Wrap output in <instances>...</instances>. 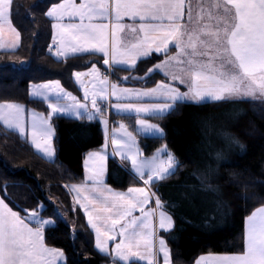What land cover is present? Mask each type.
Listing matches in <instances>:
<instances>
[{"label":"snow or ice","instance_id":"snow-or-ice-1","mask_svg":"<svg viewBox=\"0 0 264 264\" xmlns=\"http://www.w3.org/2000/svg\"><path fill=\"white\" fill-rule=\"evenodd\" d=\"M13 4L14 0H0V35L12 34L15 48L20 33L11 21ZM43 15L52 21L49 51L55 47L57 58H67L69 53L99 55L106 69L131 72L138 60L155 54L164 59L147 69L145 79L156 72L165 77L154 87L130 89L110 82L107 73L92 63L88 71L72 73L83 101L55 80L32 85L28 91L29 97L46 105V114L29 111L20 103L0 102L5 134H18L47 161L55 154V116L99 118L107 145L108 120L100 103L104 100L118 114H136V134L159 138L164 135L162 127L146 117L165 118L178 105L264 104V0H59ZM180 84L187 91H180ZM119 128L120 137L111 139L114 155L130 162L133 178L144 186L113 191L103 180L106 153L91 152L84 161L86 182L65 187L75 194L74 204L95 234V248L112 256L113 264H160V257L163 264H173L158 230L170 233L174 220L151 188L175 175L178 161L166 146L145 157L136 134L124 124ZM153 198L154 208L150 207ZM24 211L26 215H21L0 198V264H58L64 252L45 242L52 221L41 219L38 210ZM241 239L237 253L201 256L196 264H264V205L245 218Z\"/></svg>","mask_w":264,"mask_h":264},{"label":"trees","instance_id":"trees-1","mask_svg":"<svg viewBox=\"0 0 264 264\" xmlns=\"http://www.w3.org/2000/svg\"><path fill=\"white\" fill-rule=\"evenodd\" d=\"M57 2L14 0L11 21L21 45L14 52L0 49V102L23 103L45 112L44 103L29 97L30 84L58 80L79 94L74 71L95 63L107 72L99 55L57 58L47 53L52 21L43 13ZM161 59L153 56L140 61L131 72L111 70L110 78L121 84L153 86L165 77L158 72L146 79L145 75ZM152 119L161 123L165 134L139 138L144 155L165 142L179 164L175 175L151 188L174 220L173 230L162 234L173 264H192L202 254L237 253L245 218L264 205V104H183L165 118ZM118 120L133 129L129 117ZM52 123L53 161L38 157L18 134H5L0 126V197L21 215H26L25 209H35L42 213L41 219L53 221L45 230V241L64 252L66 264H113L112 256L96 251L93 233L65 187L83 181L84 156L103 147L100 125L96 120L64 116L53 117ZM224 133L231 139L225 140ZM106 182L115 190L140 185L113 157L107 159Z\"/></svg>","mask_w":264,"mask_h":264},{"label":"crops","instance_id":"crops-1","mask_svg":"<svg viewBox=\"0 0 264 264\" xmlns=\"http://www.w3.org/2000/svg\"><path fill=\"white\" fill-rule=\"evenodd\" d=\"M0 37H1V35H0ZM54 49H55V47H53ZM174 48L172 49V53L174 54ZM79 55H85V54H71V53H69L68 54V56L67 57H73V56H79ZM153 56H155V54H153ZM152 56V57H153ZM160 57H162V59H164V57L163 56H160ZM59 58H65V57H63V56H61V57H59ZM149 59V58H148ZM161 59V60H162ZM143 60H146V59H141V60H138V62H137V65H138V63L140 62V61H143ZM158 63V62H157ZM91 67V66H90ZM89 67V68H90ZM89 68H87L85 71H88L89 70ZM122 70V69H121ZM84 71V70H83ZM102 71V70H101ZM110 71V73H111V70H108L107 69V72H109ZM125 71H127V70H125ZM106 72V73H107ZM159 73V72H158ZM162 76H163V74L162 73H160ZM109 77V76H108ZM133 78H135V77H132L131 76V78L130 79H133ZM140 79V78H139ZM74 80V79H73ZM109 80H110V82H112V83H117V84H119L121 87H125V88H130V89H143V88H151V87H154L155 85H153V86H150V87H147V86H133V85H129V84H121L120 82H116V81H112V79L109 77ZM123 81H124V79H123ZM75 83V82H74ZM178 87H179V89H180V91H187V88L184 86V85H182V84H180V85H178ZM101 104H104V105H108L109 106V102L107 101V100H104V101H101L100 102ZM104 115H105V118L108 120V136H109V141L111 142V139H112V137H113V135H115L114 133L116 132L115 130H112V127H115L116 125H114V123H118V126H119V121L120 120H118L119 118H123V117H129L130 119H132L133 120V122H134V120H135V118H136V114L135 113H127V114H118L116 111H115V109H110L109 108V112L108 113H104ZM65 117V116H64ZM118 118L117 120H116V122L115 121H113V120H115L114 118ZM149 118H152V117H149ZM98 123H99V125H100V128H101V124H100V122H99V119L97 118V119H95ZM116 123V124H117ZM118 126H116V127H118ZM101 130H102V128H101ZM102 134H103V131H102ZM103 137H104V135H103ZM104 141H105V138H104ZM112 145V144H111ZM113 148V147H112ZM111 155V154H110ZM105 156V162H106V168H105V170H104V176H103V180H104V183L109 187V188H111L113 191H116V192H126L127 190H115L114 188H112L110 185H108L107 184V182H106V179H107V159L109 158V157H113V158H115L116 160H117V162L124 168V169H126V171L127 172H129V174H131L132 176H133V174L131 173V169H129L127 166H126V163L124 162V161H122L121 159H120V157L119 156H116V155H114L113 156V154L111 155V156ZM56 159V155H55V158L53 159V160H55ZM53 160H51V161H53ZM86 160V157L84 158V161ZM91 161H89V163H90ZM82 166H83V181L82 182H79V183H74V184H81V183H85L86 181H85V164H84V162L82 163ZM139 183H140V185L139 186H135V187H140V186H144L143 184H142V181H139L138 179H136ZM72 185V184H71ZM70 186V185H69ZM71 195H72V197H73V200H74V193H70ZM1 198V197H0ZM78 206V208H79V205H77ZM10 207V206H9ZM150 207H155V198H153V200L150 202ZM83 213V212H82ZM84 215V214H83ZM135 215H140V213H135ZM45 220H50V219H45ZM85 220H86V218H85ZM52 221V220H51ZM52 224H53V221H52ZM51 224V225H52ZM86 224H87V220H86ZM51 225H49V226H51ZM88 226V225H87ZM90 230H91V228H89ZM91 232H92V230H91ZM93 233V232H92ZM164 232L163 231H160V230H158V234L162 237V234H163ZM165 233H167V232H165ZM93 236H94V247H95V234L93 233ZM46 242V241H45ZM46 245H47V243H46ZM109 245H110V247H113L114 246V242H112V241H109ZM49 248H54V247H51V246H49V245H47ZM54 249H57V248H54ZM96 249V248H95ZM96 251H98L97 249H96ZM105 255V254H104ZM209 255H224V254H202V255H199L198 257H196L195 258V260L192 262V264H196V261L201 257V256H209ZM160 259V258H159ZM119 262V261H118ZM120 263H122V262H120ZM132 263H136V264H141V262H137V261H133ZM58 264H66V256H65V254H64V257H63V259L62 260H60L59 262H58Z\"/></svg>","mask_w":264,"mask_h":264},{"label":"rangeland","instance_id":"rangeland-1","mask_svg":"<svg viewBox=\"0 0 264 264\" xmlns=\"http://www.w3.org/2000/svg\"><path fill=\"white\" fill-rule=\"evenodd\" d=\"M14 39H15V37L12 35V34H10L9 32H7V31H5L4 33H3V35H1V37H0V43H3V45H4V47H0V49H1V51H4V52H14V51H17L19 48H20V45H21V38H20V40H19V42L17 43V45H16V47L15 48H12L11 47V44H12V42L14 41ZM79 72H85V70L84 71H79ZM51 81H55V80H51ZM74 82H75V80H73ZM47 82H50V81H45V82H41V83H32V84H30V86H32V85H37V84H43V83H47ZM61 83V82H60ZM85 83H87V80L85 81ZM75 84H76V82H75ZM62 85V84H61ZM30 86H29V88H30ZM63 86V85H62ZM76 86H77V89L80 91V93L79 94H77V93H75V92H73L72 90H69V89H67V88H65L64 86V88H65V90L66 91H68V92H71L73 95H75V96H77L79 99H81L82 101H83V92H82V90H81V88H80V86L78 85V84H76ZM29 88H28V91H29ZM31 98V97H30ZM34 99V98H33ZM20 104H23V103H20ZM25 107H26V109L27 110H29V111H36V112H42V113H47V111H45V112H43V111H39V110H36V109H34V108H30V107H27L25 104H23ZM46 106V105H45ZM90 106V105H89ZM46 110H47V107H46ZM106 113H108V112H106ZM59 116H64V115H59ZM65 117H67V118H73V119H75L74 117H70V116H65ZM148 120H149V122L150 123H153V124H157V125H159V126H161L162 127V125H161V123H159L158 121H155V120H153L152 118H149V117H146ZM99 119V118H98ZM120 124H124L125 125V127L127 128V130L128 131H130V132H133L134 134H136L135 133V129H136V118H135V120H134V122H133V129L131 128V127H129V125L126 123V122H123V121H119V126H120ZM119 126L118 127H112V130H115L116 132L114 133L115 134V136L116 137H120V128H119ZM52 127H53V132H54V136H53V147H54V140H55V129H54V126H53V123H52ZM101 128H102V131H103V135H104V138H105V141H104V145H103V147L102 148H99V149H96V150H93V151H90L89 153H91V152H101V153H106V157L107 156H109L110 154L112 155L113 154V156H114V152H113V148H112V145H111V142L109 141V136H108V126H107V145H106V132H105V129H104V127L101 125ZM162 129H163V127H162ZM163 132H164V129H163ZM164 134H165V132H164ZM149 137H154V136H150V135H144V134H136V141H137V145H138V147H139V149H140V151L141 152H143V150H142V148H141V146H140V144H139V141H138V139L139 138H149ZM163 137H164V135H163ZM154 138H159V137H154ZM164 146H166L167 147V150L169 151V152H171L172 153V151L168 148V146H167V144L165 143V142H163L162 144H160V146H158L150 155H144L145 157H151L154 153H156V151H157V149H160V148H162V147H164ZM55 149V148H54ZM35 151V150H34ZM89 153H87L85 156H84V158L86 157V159L88 158V154ZM173 154V153H172ZM55 155H56V152H55V154H54V157H53V159L55 158ZM110 155V156H111ZM52 159V160H53ZM106 160V159H105ZM83 162H84V159H83ZM125 163H126V166L129 168V169H131V165H130V162H128V161H124ZM89 168H91V167H93V163H92V161L89 163ZM105 168H106V162L104 161V170H105ZM165 233V232H164ZM163 238V237H162ZM169 247V246H168ZM170 249V248H169ZM170 252H171V250H170ZM160 264H163V261H162V257H160Z\"/></svg>","mask_w":264,"mask_h":264},{"label":"built area","instance_id":"built-area-1","mask_svg":"<svg viewBox=\"0 0 264 264\" xmlns=\"http://www.w3.org/2000/svg\"><path fill=\"white\" fill-rule=\"evenodd\" d=\"M48 52H52V51H48ZM102 107H104L105 108V110H107L108 108L107 107H105V106H103V105H101Z\"/></svg>","mask_w":264,"mask_h":264}]
</instances>
